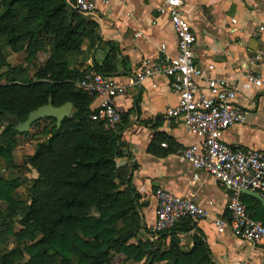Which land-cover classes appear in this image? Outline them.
I'll return each mask as SVG.
<instances>
[{
    "label": "trees",
    "instance_id": "obj_1",
    "mask_svg": "<svg viewBox=\"0 0 264 264\" xmlns=\"http://www.w3.org/2000/svg\"><path fill=\"white\" fill-rule=\"evenodd\" d=\"M0 9V40L13 53L25 52L30 61L42 38L51 41V54L42 65H34L33 79L28 67H8L10 72L0 73V80L7 81L0 84V125L2 120L7 123L2 137L9 140L10 135L18 134L14 123H23L49 99L54 107L73 105L71 117L59 129L54 120L47 119L50 123L41 133L45 140L28 157L36 174L28 202H17L12 196L16 185L0 178V202L9 208L8 213L0 208V227L16 208H22V229L15 237H40L24 245L28 260L23 264H212L200 237L193 238L191 251L180 249L178 235L194 230L189 220L155 234V242H130L144 224L137 209L138 195L117 168L124 156L123 118L115 131L104 130L91 119L94 97L77 88L88 74L75 68L77 56L84 38L99 42L96 25L82 19L84 15L73 10L70 0H0ZM116 52L113 47L103 61L93 60L92 70L111 77ZM3 66L0 62V70ZM13 147L10 142L6 150ZM4 152L0 149V158ZM125 183L127 191L120 192ZM246 210L257 221L248 207ZM168 237L170 246L164 249ZM13 256L1 260L14 264Z\"/></svg>",
    "mask_w": 264,
    "mask_h": 264
},
{
    "label": "crops",
    "instance_id": "obj_2",
    "mask_svg": "<svg viewBox=\"0 0 264 264\" xmlns=\"http://www.w3.org/2000/svg\"><path fill=\"white\" fill-rule=\"evenodd\" d=\"M183 3L184 15L195 36L196 65L210 78L227 79L235 84L239 92L236 103L248 113L244 123L222 133V142L234 149L264 152V91L245 80L247 74L264 79V0H183ZM159 5L158 0H119L98 5L95 17L82 19L96 25L99 42L91 49L85 46L88 39L84 38L75 68L93 73V60L103 61L114 47L117 52L110 78L126 86L128 79L145 65L176 56L177 38L168 17L157 11ZM177 103L172 81L164 76L128 87L126 94L116 101L123 118L120 136L124 153L117 168L127 176L138 195L137 209L144 224L130 242L157 240L153 232L155 193L165 190L180 198L193 199L210 215L194 223V230L188 234L178 235L182 251H191L193 238L197 236L206 244L212 264H264V245L237 240L228 231L218 233L215 219L228 218L230 193L213 177L195 171L182 160V151L199 144L200 138L182 121L164 117L165 109ZM97 104L94 98L91 110H96ZM127 187L125 183L119 191L125 192ZM242 196V203L262 223L264 205L251 196ZM169 246L170 237L163 247Z\"/></svg>",
    "mask_w": 264,
    "mask_h": 264
},
{
    "label": "built area",
    "instance_id": "obj_3",
    "mask_svg": "<svg viewBox=\"0 0 264 264\" xmlns=\"http://www.w3.org/2000/svg\"><path fill=\"white\" fill-rule=\"evenodd\" d=\"M75 12L93 18L98 5L119 0H70ZM157 11L165 14L177 38V53L164 57L154 65H145L122 85L110 77L88 73L77 83V88L94 97L97 108L92 121L100 123L104 130L115 131L121 124L116 101L126 94L128 87L140 85L155 76L172 81L178 95V103L167 107V120H180L186 128L200 138V143L185 148L182 160L195 171L203 172L229 193L227 219L216 218L218 233L228 231L237 240L251 245H264V224L253 220L241 201L244 192L259 194L264 199V152L234 149L221 140V135L231 127L245 122L248 113L237 105V86L227 79L208 77L194 60L195 36L183 11V0H158ZM249 85L264 91V79L247 74ZM196 175L194 176V178ZM157 201L154 234L168 232L183 220L192 224L207 219V209L193 199L174 196L165 190L155 193Z\"/></svg>",
    "mask_w": 264,
    "mask_h": 264
},
{
    "label": "rangeland",
    "instance_id": "obj_4",
    "mask_svg": "<svg viewBox=\"0 0 264 264\" xmlns=\"http://www.w3.org/2000/svg\"><path fill=\"white\" fill-rule=\"evenodd\" d=\"M2 42L0 40V62L4 63V66L1 68L0 73L10 72L8 67H28L29 78L33 79V75L36 72L34 65H42L48 60L51 54V41L44 38L39 41L36 56L33 59L31 58L30 61H28L29 57L25 52L13 53ZM96 44L97 41L95 44L88 40L85 41V46L88 45L91 49ZM97 46L100 49L101 46ZM6 82L5 79L0 80V84H5ZM49 123L50 120L40 121L35 126H32L27 134H13L10 135L9 140H6L2 137V133L7 127V123L4 120L1 122L0 149L5 150V152L0 158V178L16 185L12 196L17 202L20 201V204H26L28 202L29 189L34 179H36L35 172L27 163L28 157L33 156L37 144L45 140V137L41 136V133ZM10 142L14 143V147L7 151L6 149ZM0 208L4 213H8L9 211L5 202H0ZM15 211L7 220L6 224L0 227V264H6L1 258L8 255L9 257L14 255L12 258L14 264L25 263L28 257L24 254V245H29L40 239V237H35L33 239L18 240L15 237V234H18L22 229V208H16ZM133 241L136 242V240Z\"/></svg>",
    "mask_w": 264,
    "mask_h": 264
},
{
    "label": "water",
    "instance_id": "obj_5",
    "mask_svg": "<svg viewBox=\"0 0 264 264\" xmlns=\"http://www.w3.org/2000/svg\"><path fill=\"white\" fill-rule=\"evenodd\" d=\"M73 112V105L71 103H66L61 107H54L52 105V100L49 99L48 104L38 108L37 110L31 112L27 119L23 122H15L14 127L18 134H27L31 127L43 120L51 119L56 122L57 129L60 128L61 123L65 119H69ZM245 195L251 196L257 199L260 203L264 205V199L257 193L244 192Z\"/></svg>",
    "mask_w": 264,
    "mask_h": 264
}]
</instances>
